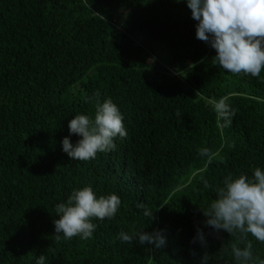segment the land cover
<instances>
[{"label": "trees", "instance_id": "obj_1", "mask_svg": "<svg viewBox=\"0 0 264 264\" xmlns=\"http://www.w3.org/2000/svg\"><path fill=\"white\" fill-rule=\"evenodd\" d=\"M198 23L187 0H0V264L41 254L45 264H203L205 253L207 264H236L240 234L206 225L203 210L227 176L264 171V70L220 67ZM97 92L127 136L71 159L62 141L82 137L69 121L94 119ZM225 96L230 114L218 118L211 101ZM86 186L118 195L117 213L93 218L89 239L58 240L56 205ZM198 228L206 247L192 242ZM157 230L159 248L119 238ZM247 239L264 259V243Z\"/></svg>", "mask_w": 264, "mask_h": 264}, {"label": "clouds", "instance_id": "obj_2", "mask_svg": "<svg viewBox=\"0 0 264 264\" xmlns=\"http://www.w3.org/2000/svg\"><path fill=\"white\" fill-rule=\"evenodd\" d=\"M192 18L197 24L196 37L210 44L217 55L213 59L220 67L233 74H251L259 77L264 70V0H187ZM94 119L84 115H75L69 121L71 134L82 137L73 145L69 137L62 141L63 151L71 159L87 161L96 157L98 152L114 150V138L127 136L123 124V116L112 99H99V92L94 94ZM228 97L212 100L218 118H227L230 114ZM179 115V113H177ZM201 156H209L207 148L198 150ZM205 187H209L207 181ZM217 198L211 202L203 214L207 217L206 225L217 232L225 230L230 235L239 233L237 243L231 244V252L236 264H264V259L254 257L252 242L247 239L251 234L264 243V171L256 168L254 177L240 175L233 178L227 176L223 186L216 188ZM121 200L118 195H101L97 198L91 186L73 190L66 203L56 205L59 219L54 220L56 238L71 239L80 237L89 239L96 225L93 218L103 220L113 218L118 211ZM144 207L143 204L140 205ZM146 217L151 212L145 210ZM119 238L124 242L134 239L139 244L154 243L157 248L166 243L163 230L154 233L140 231L133 234L120 232ZM199 241L207 245L202 229L197 230L193 243ZM238 244H244L243 248ZM45 256L41 254L36 264H45ZM207 253L202 257L207 264Z\"/></svg>", "mask_w": 264, "mask_h": 264}, {"label": "rangeland", "instance_id": "obj_3", "mask_svg": "<svg viewBox=\"0 0 264 264\" xmlns=\"http://www.w3.org/2000/svg\"><path fill=\"white\" fill-rule=\"evenodd\" d=\"M141 40H142V38H139V40H138V41H140V42H141ZM157 54H159V52H157Z\"/></svg>", "mask_w": 264, "mask_h": 264}]
</instances>
